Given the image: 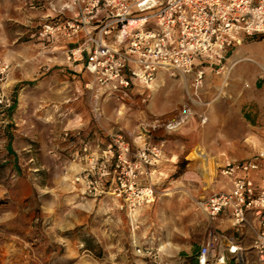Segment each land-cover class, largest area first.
Returning <instances> with one entry per match:
<instances>
[{"label":"rangeland","instance_id":"1","mask_svg":"<svg viewBox=\"0 0 264 264\" xmlns=\"http://www.w3.org/2000/svg\"><path fill=\"white\" fill-rule=\"evenodd\" d=\"M51 1L56 0H30L23 6V0H0V56L11 65L3 87L13 104L5 112L8 117L0 120V138L14 146L10 161L0 155V264H144L146 260L136 254L138 246L156 254L157 264H193L207 228L196 200L208 196V187H203L196 161L187 158L198 144L184 146L177 158L169 157L188 139L189 120L182 116L197 118L194 110L201 100L179 91L188 76L165 71L158 72V87L151 84L122 95L87 86L91 76L64 56L67 48L76 45V38L39 36L50 16L38 12L44 4L54 9ZM66 1L61 0L58 10ZM31 5L34 9H29ZM240 48L259 53L264 41L246 39L226 57ZM204 66H210L217 79L229 80L232 71L226 63L216 75L217 65ZM258 70L259 76L246 84L251 96L242 97L252 100L245 117L254 133L238 137L234 148L245 158L264 149V135L259 133L264 129V115H260L264 105L262 110L259 106L264 101V70ZM238 74L250 75L239 71L233 75ZM166 102L174 106L173 114L181 111L172 122L176 126L170 129L167 122L168 131L144 142L162 143V158L154 165L159 168L153 202L128 213L113 197L83 195L74 177L84 165V148L100 152L115 134L139 147L132 144L138 116H153ZM237 125L245 127V123ZM223 139L208 138L204 146L226 144ZM216 171L210 185H221L223 176L219 168Z\"/></svg>","mask_w":264,"mask_h":264},{"label":"built area","instance_id":"2","mask_svg":"<svg viewBox=\"0 0 264 264\" xmlns=\"http://www.w3.org/2000/svg\"><path fill=\"white\" fill-rule=\"evenodd\" d=\"M64 12L69 17H62ZM42 38H78L65 59L91 76L89 87L111 95L149 87L159 71L193 76L198 88L204 63L225 69L226 54L246 39L264 41V0H67L39 32ZM11 65L0 56V105L8 107L3 85ZM177 123H168V128ZM84 165L74 177L81 193L93 198L110 196L129 212L150 204L153 186L140 176L162 158V143L133 148L115 134L100 152L84 148ZM219 173L230 180L221 190L196 200L211 218L226 213L240 230L252 231L251 249L264 264V153L241 160L226 159ZM136 254L157 264L156 254L138 246ZM243 246L227 234L211 230L199 246L197 264H226L233 256L245 264Z\"/></svg>","mask_w":264,"mask_h":264},{"label":"crops","instance_id":"3","mask_svg":"<svg viewBox=\"0 0 264 264\" xmlns=\"http://www.w3.org/2000/svg\"><path fill=\"white\" fill-rule=\"evenodd\" d=\"M25 3L30 4L31 2L30 0H23V6ZM50 4L54 9H48L44 4L41 8L42 11L40 13L38 12L41 17L46 18L56 15L58 8L61 6V0H56L54 4L53 1H51ZM29 9H34V6L31 5ZM27 19L28 20L26 22L31 23L29 21L30 18L27 17ZM40 37H38V39H40ZM75 42H78V38H76ZM225 63L229 67V72L232 71L229 73L230 75H228V81L226 80V77H224L223 80H221V77H218L217 79V77L212 74L210 69L211 67L204 66V81L200 87L194 88L193 76L190 75L188 76V82L184 83L183 86L179 88L180 92H186L188 96L194 94L197 95V98L201 100V103L199 102V104L195 106L194 110L198 119L195 118L192 121L187 116H182L183 118L186 117L189 120L185 130L187 131L186 135L188 139L180 144L176 153L169 157L170 159H173L175 156L177 158L183 148H192L195 144H198L205 150L208 157L213 159V161L216 163L217 168H219L226 159H245V157H240L234 152L238 137L254 133L253 125L247 123V119L245 117L246 108L250 105L252 100H250V97L248 100L243 99L242 97L244 95L251 96L252 92L249 88H246V84L249 85V82H251L252 79H254L256 76H259L260 72L258 69L264 70V50L260 51L259 53H253L252 51H248L243 48L236 49L235 51H232L228 57H226ZM80 67L84 69L81 65ZM235 71H239L240 73L249 72L250 75H246L247 78H243L242 74L235 76L233 75ZM160 74L161 73H157L155 80L152 83L156 87L160 85V80H156ZM214 74L216 75L219 73L214 71ZM245 79H248L249 81L244 83ZM168 94L169 90L164 92L165 96ZM260 102L261 104H259V106L262 110L264 101L260 100ZM12 107V102L8 107L0 105V120H2V117H8V113L5 114V112L9 111ZM173 108L174 106L172 104L166 102L155 110V114H153V116L141 118L139 115L137 118L139 120L137 135L133 137L132 144L135 146H140L146 140H148L149 137L168 131L166 128H164L165 124L167 122L172 123L177 119L178 116L181 115V111L177 115H175V113L173 114ZM260 115H264V110L260 112ZM200 120H202V123H200ZM237 122H241L242 124L245 123V127H238ZM259 133L264 135V129L261 128ZM211 137L224 138L223 140L226 144L217 145L216 147H205L204 143L207 145L208 138ZM5 138H7V135ZM3 141L6 140L0 138V155L5 156L4 160L10 161L14 157V151L12 149L14 146L10 140H8L6 143ZM193 148H195V146ZM192 151L193 150L188 153L187 158L195 160V164L199 170L200 160L190 156ZM95 152H98V150ZM257 153H264V149H261V151ZM191 160H188V162L193 163ZM172 161L175 163V160ZM158 168L159 166L146 168L141 176V184L153 186L156 183L155 172L158 170ZM219 182L221 185H218L216 182L211 185L209 184L208 192H206V194L210 195L221 190L230 189L231 183L228 178L223 177ZM205 216L207 218V228H205V236L203 237L202 241L206 238L208 232L211 230L223 232L227 234V236H229L233 241H236L243 246V254L246 258L245 264H258L257 257L254 251L251 249L253 233L249 227H243L240 230H237V228L233 225L232 220L226 213H222L216 218H211L206 214ZM193 263L197 264L195 255L193 256ZM226 264L238 263L234 260L233 256H228Z\"/></svg>","mask_w":264,"mask_h":264},{"label":"bare ground","instance_id":"4","mask_svg":"<svg viewBox=\"0 0 264 264\" xmlns=\"http://www.w3.org/2000/svg\"><path fill=\"white\" fill-rule=\"evenodd\" d=\"M190 156L200 160L199 171L202 177L203 186L204 188H207L211 179L216 175V163L208 157L205 150L199 145L193 149Z\"/></svg>","mask_w":264,"mask_h":264},{"label":"trees","instance_id":"5","mask_svg":"<svg viewBox=\"0 0 264 264\" xmlns=\"http://www.w3.org/2000/svg\"><path fill=\"white\" fill-rule=\"evenodd\" d=\"M197 252H198V251H196L195 256L197 255ZM192 259H193V257H192ZM193 264H194V263H193Z\"/></svg>","mask_w":264,"mask_h":264}]
</instances>
